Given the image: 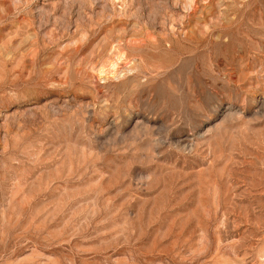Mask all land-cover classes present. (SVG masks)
I'll list each match as a JSON object with an SVG mask.
<instances>
[{
    "label": "rangeland",
    "instance_id": "obj_1",
    "mask_svg": "<svg viewBox=\"0 0 264 264\" xmlns=\"http://www.w3.org/2000/svg\"><path fill=\"white\" fill-rule=\"evenodd\" d=\"M0 264H264V0H0Z\"/></svg>",
    "mask_w": 264,
    "mask_h": 264
},
{
    "label": "bare ground",
    "instance_id": "obj_2",
    "mask_svg": "<svg viewBox=\"0 0 264 264\" xmlns=\"http://www.w3.org/2000/svg\"><path fill=\"white\" fill-rule=\"evenodd\" d=\"M143 2H144V1H143ZM140 4H141V3H140ZM174 5H175V4H174ZM198 7H199V6H198ZM145 10H146V9H145ZM147 15H148V14H147ZM150 16H151V14H150ZM168 17H169V16H168ZM150 18H151V17H150ZM139 19H141V18H139ZM167 19H168V18H167ZM176 19H177V18H176ZM149 21H150V20H149ZM155 21H157V20H155ZM155 21H154V22H155ZM178 21H179V20H178ZM180 22H181V21H180ZM147 23H148V22H147ZM147 23H146V24H147ZM156 23H157V22H156ZM154 25H155V24H154ZM154 25L152 24V26H154ZM178 25H179V24H178ZM230 25H231V24H230ZM144 26H145V25H144ZM147 26H148V25H147ZM152 26H151V27H152ZM145 27H146V26H145ZM162 27H164V26H162ZM226 27H228V26H226ZM161 29H162V28H161ZM221 29H222V28H221ZM221 29H220V30H221ZM163 30H164V29H163ZM168 31H169V30H168ZM213 32H215V31H213ZM226 32H227V31H226ZM211 33H212V32H211ZM210 35H211V34H210ZM224 35H225V34H224ZM205 41H206V40H205ZM205 41H204V42H205ZM208 41H210V40H208ZM195 42H196V40H195ZM211 42H212V41H210V43H211ZM198 43H199V42H198ZM207 43H208V42H207ZM212 43H213V42H212ZM173 44H174V43H173ZM208 45H211V44H208ZM204 49H205V48H204ZM192 53H193V52H192ZM119 55H120V54H119Z\"/></svg>",
    "mask_w": 264,
    "mask_h": 264
}]
</instances>
